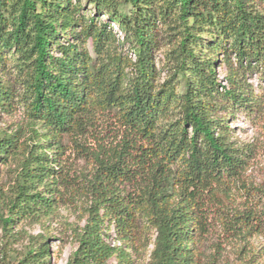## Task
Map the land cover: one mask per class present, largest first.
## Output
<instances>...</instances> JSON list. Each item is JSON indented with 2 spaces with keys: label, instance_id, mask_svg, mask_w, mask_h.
I'll return each instance as SVG.
<instances>
[{
  "label": "trees",
  "instance_id": "trees-1",
  "mask_svg": "<svg viewBox=\"0 0 264 264\" xmlns=\"http://www.w3.org/2000/svg\"><path fill=\"white\" fill-rule=\"evenodd\" d=\"M14 114L1 228L42 230L15 264H49L56 222L64 264H264L258 148L235 130L264 128V0H0Z\"/></svg>",
  "mask_w": 264,
  "mask_h": 264
},
{
  "label": "rangeland",
  "instance_id": "rangeland-1",
  "mask_svg": "<svg viewBox=\"0 0 264 264\" xmlns=\"http://www.w3.org/2000/svg\"><path fill=\"white\" fill-rule=\"evenodd\" d=\"M103 19V18H102ZM116 28V26H113ZM223 68H221L219 74L223 75ZM23 120L19 114L14 115H1L0 116V128H6L8 131H14L18 127L22 126ZM236 137L248 143H253L258 148L257 159L253 167V178L259 183L264 185V128H251L249 125L243 123L241 120H237L235 123ZM63 216L68 218L69 223L77 221L80 215L76 212H63ZM83 220L80 221V224ZM51 224V236L52 244L50 249L52 256L49 264H64L71 251L75 249L76 244L69 232L65 233L63 226ZM13 228L10 230H3L0 222V264H15V253L18 250H22L27 243L29 235H35L42 230L39 225L34 224H17L13 223ZM9 232L13 235L8 237ZM16 239V240H12ZM12 240V241H11ZM257 246L259 243H256ZM109 264H117V261L112 258L109 260Z\"/></svg>",
  "mask_w": 264,
  "mask_h": 264
}]
</instances>
